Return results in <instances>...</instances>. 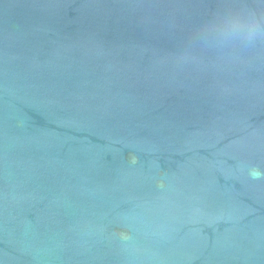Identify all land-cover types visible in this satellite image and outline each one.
<instances>
[{
    "label": "water",
    "instance_id": "95a60500",
    "mask_svg": "<svg viewBox=\"0 0 264 264\" xmlns=\"http://www.w3.org/2000/svg\"><path fill=\"white\" fill-rule=\"evenodd\" d=\"M261 4L0 0V264H264Z\"/></svg>",
    "mask_w": 264,
    "mask_h": 264
},
{
    "label": "clouds",
    "instance_id": "9594fccd",
    "mask_svg": "<svg viewBox=\"0 0 264 264\" xmlns=\"http://www.w3.org/2000/svg\"><path fill=\"white\" fill-rule=\"evenodd\" d=\"M204 38L218 42H238L245 47L264 40V0L260 11L229 10L203 29ZM259 177V172L253 173Z\"/></svg>",
    "mask_w": 264,
    "mask_h": 264
}]
</instances>
